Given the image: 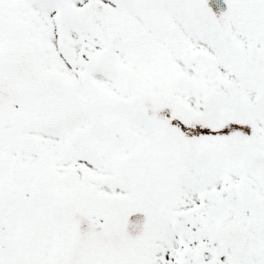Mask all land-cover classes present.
Returning <instances> with one entry per match:
<instances>
[{"label":"snow or ice","instance_id":"6c2138e0","mask_svg":"<svg viewBox=\"0 0 264 264\" xmlns=\"http://www.w3.org/2000/svg\"><path fill=\"white\" fill-rule=\"evenodd\" d=\"M0 264H264V0H0Z\"/></svg>","mask_w":264,"mask_h":264}]
</instances>
